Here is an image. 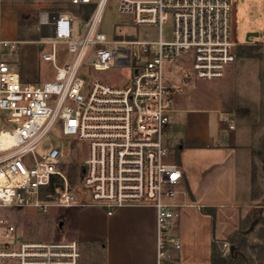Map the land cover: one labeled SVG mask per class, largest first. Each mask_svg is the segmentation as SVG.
I'll list each match as a JSON object with an SVG mask.
<instances>
[{
  "label": "built area",
  "instance_id": "built-area-1",
  "mask_svg": "<svg viewBox=\"0 0 264 264\" xmlns=\"http://www.w3.org/2000/svg\"><path fill=\"white\" fill-rule=\"evenodd\" d=\"M109 1L98 0L79 38L72 14L39 12L38 43L52 47L41 58L55 69L54 79L43 83L24 82L13 70L5 54L20 41L4 38L0 28V138L8 135L14 141L13 147H0V264H79L81 257L75 240H26L5 209L46 215L53 209L100 206L112 215L123 206L152 205L157 264H167L170 249H181L172 223L182 205L172 201L183 171L168 161L169 127L187 84L222 79L236 63L238 0H119V12L135 25L159 28L156 41L109 40L101 29ZM3 4L0 0V17ZM168 23L172 40L164 37ZM59 41L72 54L63 64L57 60ZM175 65L180 70L170 79L166 68ZM122 67L132 71L124 86L84 78L86 68L107 72ZM4 114L12 130L3 127ZM227 120L233 130L234 120ZM57 128L60 140L85 145L79 190L61 167L65 148L40 152Z\"/></svg>",
  "mask_w": 264,
  "mask_h": 264
},
{
  "label": "crops",
  "instance_id": "crops-1",
  "mask_svg": "<svg viewBox=\"0 0 264 264\" xmlns=\"http://www.w3.org/2000/svg\"><path fill=\"white\" fill-rule=\"evenodd\" d=\"M97 2L72 3L90 7V13L84 19L72 14L74 22L89 18ZM75 30L77 32L76 24ZM11 36H15L14 32ZM42 53L39 51L34 78L24 77L20 67L10 63L24 82L43 83L39 78V67L44 62ZM172 67L167 69L170 79L181 66ZM235 72L236 63L223 79H219L223 80L222 87L233 82ZM223 92L192 97L190 91L184 90L175 102L169 141L176 143L177 152L168 161L177 163L183 171L179 193L172 201L182 205L179 216L172 223V232L179 237L182 246L180 250L170 249L167 264H219L217 246L230 245L233 251L235 249L231 241L241 230L247 203L246 178L253 154L246 144L250 134L244 128L236 129L237 100L229 89ZM227 118L234 120L233 130L229 128ZM71 213L66 224L68 233L63 240L79 243V264H157V212L154 206L127 205L112 215H108L103 207L88 206ZM261 264H264V258Z\"/></svg>",
  "mask_w": 264,
  "mask_h": 264
},
{
  "label": "rangeland",
  "instance_id": "rangeland-1",
  "mask_svg": "<svg viewBox=\"0 0 264 264\" xmlns=\"http://www.w3.org/2000/svg\"><path fill=\"white\" fill-rule=\"evenodd\" d=\"M118 4L119 0H110L104 11L101 29L109 40L159 39L160 30L157 26L135 25L131 17L119 12ZM42 10L70 13L83 19L90 13V7L75 6L71 0H4L0 17L2 36L7 39H19L22 42L17 50L7 51L5 57L7 61L20 67L26 78L36 77L39 51H52L51 45L38 44L41 36L38 33L37 19ZM236 10V34L239 45L236 49V72L232 76L233 82L222 87L223 80L194 79L186 85L185 90L190 91L192 97H201L211 95L213 92L223 94L224 90L229 89L237 100L236 129L244 128L250 134V141H246V144L253 154L246 178L247 203L244 206L241 230L231 241L234 251H231L230 245L217 246V251L220 257L219 264H222L223 259H227L226 264H258L264 249V0H238ZM83 19L75 22L76 38L83 32L85 21ZM12 32L15 34L14 37L11 36ZM250 32H258L259 36L246 41ZM164 37L166 40H172V23L165 25ZM56 53L59 64L72 60V54L68 52L63 41L57 44ZM86 69L88 73L84 74V78L87 81L101 80L114 86H123L132 77V71L127 67L107 72ZM54 75L53 65L42 62L39 67L40 80L50 81ZM227 80L228 78L224 79ZM2 124L9 130L14 128V125L6 121L5 114ZM60 138L61 130L57 128L54 134L45 139L40 152L44 153L53 146L65 148L67 154L61 167L67 171L72 188L79 190V163L85 156V145L80 143L77 148L66 139ZM175 144L168 141V147L172 152L168 159L174 157L177 152ZM73 210L53 209L46 215H39L33 210L5 209L3 213L17 226L26 240L50 242L65 238L68 233L66 224Z\"/></svg>",
  "mask_w": 264,
  "mask_h": 264
},
{
  "label": "bare ground",
  "instance_id": "bare-ground-1",
  "mask_svg": "<svg viewBox=\"0 0 264 264\" xmlns=\"http://www.w3.org/2000/svg\"><path fill=\"white\" fill-rule=\"evenodd\" d=\"M13 140L8 135H4L0 138V147L6 148V147H13Z\"/></svg>",
  "mask_w": 264,
  "mask_h": 264
},
{
  "label": "water",
  "instance_id": "water-1",
  "mask_svg": "<svg viewBox=\"0 0 264 264\" xmlns=\"http://www.w3.org/2000/svg\"><path fill=\"white\" fill-rule=\"evenodd\" d=\"M259 36V33L258 32H250L247 34V37H246V41H251V37H258ZM264 223V221H263ZM63 225V223H61V226ZM231 251H233V249H231Z\"/></svg>",
  "mask_w": 264,
  "mask_h": 264
},
{
  "label": "trees",
  "instance_id": "trees-1",
  "mask_svg": "<svg viewBox=\"0 0 264 264\" xmlns=\"http://www.w3.org/2000/svg\"><path fill=\"white\" fill-rule=\"evenodd\" d=\"M263 258H264V249H263V255L260 257L258 264H261V261ZM213 262L216 263L215 262V254H213ZM226 263H228L227 259H223L222 264H226Z\"/></svg>",
  "mask_w": 264,
  "mask_h": 264
}]
</instances>
